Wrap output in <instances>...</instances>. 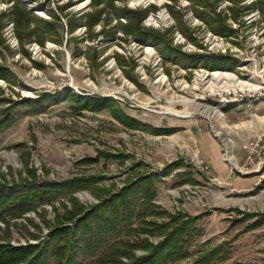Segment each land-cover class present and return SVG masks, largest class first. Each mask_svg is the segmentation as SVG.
<instances>
[{
  "label": "rangeland",
  "instance_id": "1",
  "mask_svg": "<svg viewBox=\"0 0 264 264\" xmlns=\"http://www.w3.org/2000/svg\"><path fill=\"white\" fill-rule=\"evenodd\" d=\"M199 1L0 0L5 6L0 9L4 14L0 36L9 47L0 62L16 79L15 83L12 77L0 78V118L8 114L2 110L12 103L9 99L55 95L38 113L22 115L25 106L13 105L11 125L0 128V174L9 181L25 175L27 168L51 180L98 176L97 186L115 192L132 177L156 173L153 201L158 210L205 213L197 221L202 235L190 246L193 255L180 263L192 262L198 251L222 244L227 254L214 264H264V224L243 231L247 222L264 215V163H245L242 149L245 141L264 133V89L230 91L223 83L215 87L208 81L213 71H228L241 80L264 82V15L260 0H207L208 8ZM23 9L50 21L53 11L59 18L58 32L45 36L43 43L28 38L24 27L15 29L11 19L24 16ZM120 9L145 13L140 27L159 33L162 44L174 53L160 51L152 39L126 34L121 26L128 20L117 14ZM30 24L34 26L33 21ZM218 24L232 32L216 34L212 27ZM68 89L81 97H111L128 116L176 130L133 128L106 109L74 110L73 102L65 99ZM219 94L231 95L220 99ZM186 99L215 107L219 114L208 119L195 105H185ZM223 139L231 140L234 165L225 157ZM100 152L117 157L77 163ZM179 159L184 165L166 175L167 166ZM201 160L206 168L195 164ZM185 170L195 183H181L183 177L176 173ZM91 192L79 190L74 195L90 206L99 201ZM59 199L54 201L57 208L45 203L10 221L9 243H36L29 232L46 239L48 225L62 210L60 203L70 205L67 198ZM244 213L253 217L232 223ZM162 220L167 218L157 217ZM6 230V223L0 222V239Z\"/></svg>",
  "mask_w": 264,
  "mask_h": 264
},
{
  "label": "trees",
  "instance_id": "2",
  "mask_svg": "<svg viewBox=\"0 0 264 264\" xmlns=\"http://www.w3.org/2000/svg\"><path fill=\"white\" fill-rule=\"evenodd\" d=\"M259 3L264 15V0H260ZM198 4L205 8L210 7L207 0H201ZM15 6L20 7V3L17 2ZM117 14L128 20L121 26L126 34L144 41L152 39L160 51L174 53L168 44H162L159 33L149 32L140 27L139 22L145 13H132L120 9ZM49 15L53 20H46L24 10V16L11 19L15 29L18 30L19 26H23L28 38L33 37L35 41L43 43L45 36L58 32V16L53 11H50ZM3 17L4 14H1L0 19ZM30 21L34 22L33 27L30 26ZM72 26L69 22L70 32ZM212 30L216 34L232 32V29L220 24L212 27ZM19 32L17 31L18 34ZM19 38L21 40V37ZM3 43L4 39L0 36V56L9 48ZM19 43L22 44L21 41ZM10 77L16 83L15 75L9 67L0 62V78L8 80ZM1 95L0 88V101L3 100ZM54 97V93L45 92L42 97L22 98L20 102L9 99L12 105L2 110L4 114H8L0 118V128L3 125H11L9 112L13 109V105L25 106L22 115L33 114L46 109L45 100ZM65 99L72 101L74 110L77 111L106 109L121 122L133 128L150 129L156 133H172L176 130V128H155L128 116L111 97L91 95L81 97L68 89ZM115 157L117 156L100 152L94 157H84L77 163L98 162L101 158L108 160ZM181 160L168 165L165 174H170L171 168L183 166ZM25 172V175L19 173L18 178H13L11 181L0 174V222L6 223L7 226L6 236L0 239V264H214L216 260H223L227 254L226 248L221 244L208 250L198 251L192 262L180 263L193 255L190 246L202 235V229L197 225V221L205 213L190 216L184 213L172 214L164 209L158 210L153 201L156 196L155 182L159 180V175L156 173L132 177L117 191L105 192L96 185L98 176H70L62 180H51L38 177L31 168H27ZM176 174L183 177L181 183L196 182L188 170ZM86 189L91 190V193L99 199L96 204L84 206L74 195L75 192ZM60 197L67 198L70 205L68 207L63 202L60 203L62 210L56 211L54 223L48 225L46 239H41L40 234L27 230L30 238L37 240L36 243L27 242L17 246L9 243L7 238L10 234L8 230L10 221L24 217L27 212L36 211L45 203L55 206V203L63 200L59 199ZM56 200L58 201L54 202ZM157 217H166L167 220L158 222ZM252 217L251 214L244 213L234 218L232 223L240 224ZM262 224H264V215L247 222L243 231L253 230ZM35 227L39 230L38 226ZM154 236H162V238L153 242L150 238Z\"/></svg>",
  "mask_w": 264,
  "mask_h": 264
},
{
  "label": "bare ground",
  "instance_id": "3",
  "mask_svg": "<svg viewBox=\"0 0 264 264\" xmlns=\"http://www.w3.org/2000/svg\"><path fill=\"white\" fill-rule=\"evenodd\" d=\"M210 83L212 82L213 85L216 86H220L222 83L224 84L225 89H228L230 91H235L238 90L240 92H244V91H248V92H258L261 89H264V82H250V81H245V80H241L238 77H236L235 75H233L231 72L228 71H213L212 73H210V80H208ZM222 87V86H220ZM225 89H223L222 91L225 93H228L229 91H225ZM185 105H195L198 108V111L200 113H203L206 118L211 119L212 117H214L216 114H219V111L215 108L212 107L210 108V106H206L203 104H197L194 102V100H183ZM170 114L173 115H177L178 113H176L175 111L172 110H168L166 111ZM264 120V119H263ZM231 140L229 139H223V145L226 147L227 151L225 152V157L226 159L232 163L233 165L235 164L234 162V157L230 155V147H231ZM14 159V158H13Z\"/></svg>",
  "mask_w": 264,
  "mask_h": 264
},
{
  "label": "built area",
  "instance_id": "4",
  "mask_svg": "<svg viewBox=\"0 0 264 264\" xmlns=\"http://www.w3.org/2000/svg\"><path fill=\"white\" fill-rule=\"evenodd\" d=\"M257 93V92H251ZM221 95L220 99L230 97L231 94H219ZM236 97L237 94H232ZM244 151V161L245 163L257 162L258 164L264 163V133L258 134L256 137L245 141L242 145ZM201 169L206 168L207 165L204 160L198 161L195 163Z\"/></svg>",
  "mask_w": 264,
  "mask_h": 264
},
{
  "label": "clouds",
  "instance_id": "5",
  "mask_svg": "<svg viewBox=\"0 0 264 264\" xmlns=\"http://www.w3.org/2000/svg\"><path fill=\"white\" fill-rule=\"evenodd\" d=\"M5 6L4 5H0V9H3Z\"/></svg>",
  "mask_w": 264,
  "mask_h": 264
}]
</instances>
